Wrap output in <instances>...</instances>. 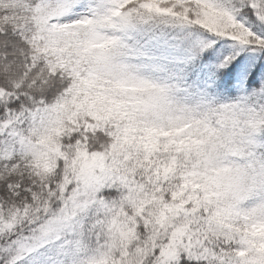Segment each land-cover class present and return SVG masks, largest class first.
<instances>
[{"label":"snow or ice","instance_id":"1","mask_svg":"<svg viewBox=\"0 0 264 264\" xmlns=\"http://www.w3.org/2000/svg\"><path fill=\"white\" fill-rule=\"evenodd\" d=\"M0 264H264V0H0Z\"/></svg>","mask_w":264,"mask_h":264}]
</instances>
